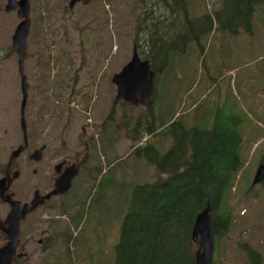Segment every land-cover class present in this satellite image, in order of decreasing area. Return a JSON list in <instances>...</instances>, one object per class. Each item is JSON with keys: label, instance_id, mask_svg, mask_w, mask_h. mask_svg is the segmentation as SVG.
Segmentation results:
<instances>
[{"label": "rangeland", "instance_id": "obj_1", "mask_svg": "<svg viewBox=\"0 0 264 264\" xmlns=\"http://www.w3.org/2000/svg\"><path fill=\"white\" fill-rule=\"evenodd\" d=\"M7 1L0 0V170L23 137L18 55L11 39L20 18L15 10L5 11ZM221 1L190 0L192 17L219 9ZM30 6L23 63L29 86L25 122L39 145L48 143L59 157L82 163L67 199L53 198L23 222L21 252L27 258H17L16 264H70L65 249L69 235L68 245L77 243L70 248L75 264H93L92 260L108 264L133 186L157 176L154 166L131 148L152 142L164 154L173 142L167 133L145 131L151 114L161 119L156 118L158 125L174 115L187 125L204 126L213 110L218 116L222 112L236 116L245 166L229 199L230 228L221 237L212 264H251L241 242L258 251L264 264V180L252 185L264 154V41L258 37H264V5L254 12L252 33L228 36L214 29L199 43H184L183 33L173 40L172 53L187 54V62L173 60L169 69L156 75L151 111L150 106L116 101L111 82L131 58L134 45L139 44L140 56L148 49L147 32L137 30L145 9L139 0H90L72 9L68 0H30ZM248 34L255 35L252 42ZM27 154L14 162L23 171L14 183L23 197L35 178L24 160ZM99 162L105 170L98 177L100 191L86 210L82 227L75 228L70 217L61 214V200L83 195L92 184L88 173H95ZM44 229L52 238L49 247L38 243ZM5 240L0 232V247Z\"/></svg>", "mask_w": 264, "mask_h": 264}, {"label": "trees", "instance_id": "obj_2", "mask_svg": "<svg viewBox=\"0 0 264 264\" xmlns=\"http://www.w3.org/2000/svg\"><path fill=\"white\" fill-rule=\"evenodd\" d=\"M139 2L145 9L137 30L138 33L147 32L145 42L149 44L140 57L149 60L155 72L154 81L157 74L169 69L173 60L187 62V54L172 53L173 40L181 33L185 34L184 43L187 44L198 42L214 29L228 36H238L242 31L252 33L254 12L259 5H264V0H222L219 9L192 17L190 0ZM151 107L147 109L151 111ZM209 116L212 119L208 118L207 124L195 126L196 123L187 125L173 115L169 121H164L168 123L164 127L166 123L158 125L155 120L161 119L151 114V123L145 131L148 134L167 133L173 142L164 154L152 142L131 148L139 158L143 157L154 166L157 176L152 182L133 186L108 264H194L198 241L192 235L193 225L197 214L207 205L216 240L214 253H218L219 241L230 228L233 216L228 206L233 194L231 191L241 178L245 161L241 157L243 140L236 116L224 112L218 116L214 110ZM261 144L264 148V141ZM92 157L90 155V161ZM259 162L264 164V154ZM103 171L99 162L97 171L88 173L89 177L92 174V184L85 187L83 195L71 198L75 201L64 200L70 190L63 194L60 212L70 217L75 228L82 227L86 210L90 209L100 191L98 177L103 175ZM70 236L66 239L65 249L68 262L75 264L70 260L73 252L70 248L77 243L72 241L68 245ZM240 246L251 264H262L258 251H254L247 242H241ZM100 250L103 251L102 248L97 249L99 253ZM12 264H16V259Z\"/></svg>", "mask_w": 264, "mask_h": 264}, {"label": "water", "instance_id": "obj_3", "mask_svg": "<svg viewBox=\"0 0 264 264\" xmlns=\"http://www.w3.org/2000/svg\"><path fill=\"white\" fill-rule=\"evenodd\" d=\"M90 0H68V7L72 9L77 2L87 4ZM5 11H16L20 21L17 23L13 34L11 36L12 44L15 46L18 55V72L20 74V88H21V102H20V126L23 132L24 143L18 145L10 153L8 161V171L15 159L20 155L21 151L27 147V131L24 117V109L27 104L28 83L26 75L23 70V63L25 59V50L27 36L30 29V0H8L5 5ZM150 67L148 59H142L138 53L136 45L132 47L131 58L124 64L120 71L112 75L111 82L116 87L115 100H122L124 103H129L133 106L142 105L149 107L154 99V77L155 72ZM40 151L35 150L30 159L35 161L40 159ZM61 166V165H60ZM79 172L76 165L72 164L65 168L63 173L56 179L54 189L48 194L40 198L37 192L29 203H23L19 200L12 199L10 195L7 196L11 204V211L5 220L0 218V229L7 234L8 241L0 247V264H12L14 257H22L23 253H16L19 245L20 221L26 214L34 211V209L45 199L50 198L51 195L66 193L72 185V180ZM16 176L9 177V185L12 179ZM6 179L0 181V193L4 195L6 191ZM264 180V164L260 163L254 174L252 185L260 183ZM210 207L207 205L204 210L200 211L195 218L192 235L198 241V248L195 255L194 264H212L215 242L213 228L211 226Z\"/></svg>", "mask_w": 264, "mask_h": 264}, {"label": "flooded vegetation", "instance_id": "obj_4", "mask_svg": "<svg viewBox=\"0 0 264 264\" xmlns=\"http://www.w3.org/2000/svg\"><path fill=\"white\" fill-rule=\"evenodd\" d=\"M77 3H79V2H77ZM24 111L26 112V108L24 109ZM25 112H24V117H25ZM19 113H20V109H19ZM20 117H21V113H20ZM20 129H21V126H20ZM26 131H27V142L28 143H27V147H25L21 151L20 155H22V154L25 155L26 153H28L27 158H24V160L27 159V161H28L27 168L32 167L31 172L33 173L32 175L35 178H34V180H32V182L30 184V190H29L28 195L26 197H23L25 195H20L18 193V190L15 189L16 186H14V183L16 182V180L20 179L23 176L22 168L21 167H15V165H14L15 161H13L9 171L7 168L8 163H7L6 167L1 168V170H0V181L3 178H7L6 179V187H7L6 191L4 192V195H1V193H0V205H1V207H0V218L2 220L6 219V217L10 213L11 207H12L10 202L8 201V198H7L8 195H10L12 199H16V201L19 200L21 202V204H23V203H29L30 204V202L33 199V197L35 196L36 192L38 194H40V198H42L43 196L48 194L50 191H52V189H54V184H55L56 179L60 176L61 173H63V171L65 170V168L67 166L74 164L78 167L79 172H80V164L82 163V161H78L77 159H70V158L64 159V158L59 157L55 147L51 148L48 143H42L39 145L38 141L34 139L35 135L31 131L30 125H27V123H26ZM21 133L23 136L22 129H21ZM23 137H22V143L21 144L24 143ZM18 145H20V144H18ZM35 150L40 151L39 152L40 153V159L37 161H35L34 159H30V155ZM85 158L86 157H84V159ZM44 160H48V161L44 162L43 164H40ZM260 163L261 162H259L258 164L260 165ZM14 173L16 174V176L12 179V181L9 185V177L14 175ZM78 173L76 174V176L78 175ZM75 177L72 180V185H73V181H74ZM72 185H71L70 189L72 188ZM63 194L64 193L56 194L54 196L51 195L50 198L45 199L42 202V204L40 203L34 209V211H31L30 213L26 214L25 217L20 221L21 224H20V233H19V245H18V249H16V253H18V254H19V252L23 253L22 257L27 258V253L21 252L22 249L24 248V244L21 242V234H22V224H24L23 222L25 221V219L27 217H30L36 211H38V209H40V208L42 209V207H44V206L45 207L49 206V202L53 198L59 197ZM16 195H18V196H16ZM0 232L5 237V239H6L5 243H6L8 241L7 234L4 231H2L1 229H0ZM41 234H42V236L39 237L38 243L39 244L42 243L43 247H49L51 245L52 238L49 235L48 231H46L44 229V231H41ZM17 258L18 257H14L12 260V263H14V260ZM19 258H21V257H19Z\"/></svg>", "mask_w": 264, "mask_h": 264}, {"label": "crops", "instance_id": "obj_5", "mask_svg": "<svg viewBox=\"0 0 264 264\" xmlns=\"http://www.w3.org/2000/svg\"><path fill=\"white\" fill-rule=\"evenodd\" d=\"M247 36H249V38H250V40H251V41H249V42H252V39L255 37L254 34H248ZM258 37H260V38H259V41L263 43V41H264V37H263V35H262V36H258ZM250 45H251V44H250ZM263 45H264V44H263ZM250 48H252V47L250 46Z\"/></svg>", "mask_w": 264, "mask_h": 264}]
</instances>
